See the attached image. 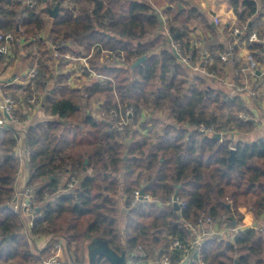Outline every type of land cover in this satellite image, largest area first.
<instances>
[{
	"label": "trees",
	"instance_id": "trees-1",
	"mask_svg": "<svg viewBox=\"0 0 264 264\" xmlns=\"http://www.w3.org/2000/svg\"><path fill=\"white\" fill-rule=\"evenodd\" d=\"M163 1L158 9L147 0H32L31 6L0 0V34L12 33L10 46L19 38L32 40L24 50L36 69L23 89L10 88L6 96L24 109L40 106L45 116L24 132L16 124L0 129V264H43L60 243L66 264H83L93 239L117 255L124 252L128 264H160L163 258L182 264L188 256L187 264H264V138L238 137L254 129L251 120L238 118L248 110L215 84L225 67L220 55L227 52L226 40L185 0ZM57 3L58 15L50 18L46 9ZM230 5L241 32L234 36L231 29L227 40L247 42L251 32L264 31V4ZM172 43L192 62L200 60L211 79L189 75ZM71 58L86 59L94 72L83 88L70 87ZM128 109L131 124L119 126L118 113ZM14 114L22 125L25 115ZM133 126L148 132L141 136ZM216 133L221 141L211 138ZM21 135L26 159L18 153ZM22 161V193L30 191L34 200L30 228L20 207H11ZM175 193L179 214L171 202ZM243 212L253 226L227 236V227L244 225ZM200 222L197 232L189 231ZM211 224L225 226V235H208ZM44 236L51 242L36 256L31 243ZM175 241L179 247L172 248ZM138 248L144 257L134 254ZM94 264L109 262L97 256Z\"/></svg>",
	"mask_w": 264,
	"mask_h": 264
},
{
	"label": "crops",
	"instance_id": "crops-1",
	"mask_svg": "<svg viewBox=\"0 0 264 264\" xmlns=\"http://www.w3.org/2000/svg\"><path fill=\"white\" fill-rule=\"evenodd\" d=\"M189 5H191L194 9H196L200 14L204 15L208 22L210 23L213 29H216L218 33L217 38L220 40H226L227 50L231 47L233 50V59H229L223 61L225 63V67L222 71H220L223 75L224 82L229 83H240L239 85L243 86L247 82L250 84H254V89H261L262 95L261 100L259 102V112L256 111L251 113L254 117L252 123L254 124V129H252L249 133H242L239 136L245 137L247 140H257L264 138V53L256 52L252 50L250 46L252 44L240 40L229 41L227 38L230 30L238 28L239 22L233 12V8L230 5V0H185ZM242 1V0H238ZM257 4L258 9L264 4V0H254ZM216 18L219 22L217 25L213 23V19ZM239 29V28H238ZM257 33V31H254ZM203 30L200 27V31H197V34H202ZM16 44L10 46V53L2 60L3 66L0 69V101L3 97L6 96L7 91H10V88H24L29 82L28 73L32 69V61L28 56L26 50H24L25 46L30 44L32 40L28 42L23 39L15 40ZM255 44V43H254ZM235 47V48H234ZM234 48V49H233ZM263 50V49H261ZM53 51V50H52ZM54 57L55 54L52 53ZM52 57V58H53ZM71 64H79L80 61L75 58H71ZM236 60V61H234ZM69 65L66 69L73 67V65ZM197 64V63H196ZM202 64H197V66H201ZM55 68L53 67V70ZM65 69V70H66ZM186 72L189 75H200L203 76V72L198 69H193L185 66ZM206 77V76H204ZM209 78V77H206ZM69 82L70 76H69ZM71 86V84H70ZM16 110H19L21 114L25 115V120L22 125L16 124V127L21 128L22 132H24L29 126L34 125L38 122H41L45 116L41 111L40 106L35 108H27L24 109L23 104L19 99L16 100ZM263 120V122H262ZM250 121V119H249ZM238 136V137H239ZM18 153L21 157L26 159V151H25V143L23 136L21 135L18 142ZM27 179V169L25 167V162L22 161L20 165V170L16 180V195H19L23 192V189L26 184ZM3 213L0 212V221L2 220ZM25 227L28 228V217L22 216ZM213 228V231L211 229ZM220 227L216 224H212L208 227V235H215L217 237H221L225 235L224 232L220 231ZM201 233V232H200ZM202 234H204L202 232ZM227 236L229 233L226 232ZM232 234V233H231ZM207 235V234H206ZM199 239V237H198ZM30 242V241H29ZM51 242L50 236H44L33 243H31L32 253L36 256H39V252L45 249L49 243ZM94 239L87 242L85 245L84 251V259L83 264H94L95 260L92 263L91 256L94 250L93 243ZM48 259H54L56 261L62 262L66 264L68 260V256L63 248V243L58 245H54L50 253L47 255ZM97 257V256H96ZM189 257L184 259L183 264H187ZM96 259V258H95ZM46 260V261H47ZM45 261V262H46ZM128 264V263H127Z\"/></svg>",
	"mask_w": 264,
	"mask_h": 264
},
{
	"label": "built area",
	"instance_id": "built-area-1",
	"mask_svg": "<svg viewBox=\"0 0 264 264\" xmlns=\"http://www.w3.org/2000/svg\"><path fill=\"white\" fill-rule=\"evenodd\" d=\"M25 2L31 6L32 0H25ZM218 20L216 18L213 19V23L215 25L218 24ZM241 30L238 28H235L232 30V35H237L239 36ZM14 40V36L12 35V33L10 32H6L4 34H0V56H7L10 53V44L11 42ZM247 42L248 43H255V44H259L261 46V48L263 49V53H264V31L259 35L256 32H251L248 37H247ZM173 55L179 59L182 63L184 62L187 66H189L190 68L193 69H197L194 66V62L191 61V59L189 58V61H187V59L182 58L181 55L178 52V49L176 46H174L173 48ZM234 55L232 52V48L230 47L227 52L223 53L220 55V60L221 61H226L229 59H233ZM79 61H81L83 64L85 63V59H78ZM84 66V65H83ZM194 66V67H193ZM87 69V68H86ZM36 76V70L35 69H31L28 73V77L29 79L34 78ZM225 85L228 87H232L230 84L228 85L227 82H225ZM239 92H241L242 90H238ZM16 106L15 100L10 97V96H5L1 99L0 101V129L5 128V126L9 125V124H17L16 119L14 118V108ZM131 116V112L130 110H126L123 114L118 113V117H120L121 123L124 121V119H126L128 116ZM124 124V123H122ZM123 126V125H122ZM203 130V128H201ZM210 132V130H208ZM75 184V179L73 177H70V181L68 184V188L71 189L73 188V185ZM22 198L20 201H18V199L20 198L19 195H15L14 196V200L12 202L11 207L16 210L20 207V210H22L23 214L25 216L28 217V228L31 227L32 225V220L34 218V214L32 212V205L34 203L33 197L31 195V192L28 190H25L24 193H21ZM142 197L139 196V194H136L134 197V202L140 201ZM146 200H149L148 196L144 197ZM171 202L172 199H171ZM178 203V202H177ZM19 205V206H18ZM210 220L207 219L206 223L210 224ZM203 222H200L198 224V226H193V225H188V229L189 231L194 232L195 230L200 228V225ZM200 241L198 240V237L193 241V245H199ZM172 248L174 247H179V243L177 241H175L172 246ZM134 254L138 257H144L145 254L144 252L138 248L134 251ZM167 261V260H166ZM165 260L163 261L164 264H167ZM43 264H65L59 261H56L54 259H48L46 262H44Z\"/></svg>",
	"mask_w": 264,
	"mask_h": 264
},
{
	"label": "rangeland",
	"instance_id": "rangeland-1",
	"mask_svg": "<svg viewBox=\"0 0 264 264\" xmlns=\"http://www.w3.org/2000/svg\"><path fill=\"white\" fill-rule=\"evenodd\" d=\"M148 2H150L151 4H152V6L153 7H155V8H158V9H160V8H162L163 6H164V1L163 0H147ZM26 3V2H25ZM159 11V10H158ZM157 14H159L160 15V13L158 12ZM161 18V23L164 25V19H162V17H160ZM193 24V26H192V29L193 28H196L195 30H197V31H200V27L198 26V24H196V22H191V25ZM197 26V27H196ZM197 35V34H196ZM174 46H176L177 47V49H178V52H179V54L181 55V57L182 58H185V59H187V61H189V56H188V54H186L185 52H184V50H183V48L181 47V46H179V45H176V44H174V43H172V45H171V52H172V54H173V48H174ZM55 58V57H54ZM81 59H83V58H81ZM179 60V59H178ZM179 62H181L180 60H179ZM204 62H206V61H204ZM182 63V62H181ZM200 64L201 63V61L200 60H198L197 62H195L194 63V66L198 69V70H200L201 72H203L204 74H203V76H206V77H208L207 76V73H206V68L205 67H203L204 65H201V66H197V64ZM184 66H187L184 62L182 63ZM202 64V63H201ZM44 65H46V63H44ZM71 65H73V67H71V68H69V69H67V73H69L70 74V81L71 82H69V84H71V86L70 87H75V88H83V86L90 80V79H92V78H94L95 77V75H94V72H92L91 70H90V68H89V66H88V62H87V60L85 59V63L83 64L81 61H80V63L78 64H71ZM84 65V66H83ZM193 66V67H194ZM187 67H189V66H187ZM84 68H87L88 70H89V74L88 75H83L82 73H80L81 72V70H83ZM204 68V69H203ZM32 69H35V66H33L32 67ZM36 70V69H35ZM218 73L219 74H217V77H219V79H217V80H215V84L216 85H218V88L219 89H223V90H225V92L228 94V96L230 97V98H234L235 96H238L239 98H241V100H242V103H244V105H245V107H246V109L248 110V113H246V112H240V113H238V118L240 119V120H242V121H247V120H253L254 118V116L251 114V113H254V112H256V111H258L259 112V102H260V100H261V95H262V91H261V89H256V90H252V89H254L253 87L255 86L254 84H250V82H247L246 81V84L243 86V84H242V86L241 85H239L238 83H229L232 87H228V86H226L225 85V82H224V79H223V75H222V73L220 72V71H218ZM210 79H211V77H209ZM228 84V85H229ZM238 90H242L241 92H239ZM95 105V108H96V104H94ZM95 108H93L94 110H95ZM14 110H15V108H14ZM128 110H130V112H131V109H128ZM13 114H14V111H13ZM145 114L142 112V114H141V120L143 121V119L145 118V116H144ZM14 118L16 119L17 118V116L14 114ZM131 119V116L129 115L126 119H124V121L122 122V123H124V124H122L121 123V125L119 124V126H125L126 124H131L130 122L131 121H129ZM149 119H151V120H154V119H156L155 117H152V114H151V117L149 118ZM17 120H18V118H17ZM262 122H263V120H262ZM122 129V128H121ZM132 130H134V131H136V132H138V134L139 135H141V136H144V135H146L147 134V129H141V128H139L138 126H133L132 127ZM207 132V134H210L211 135V133H212V131H206ZM222 137V136H221ZM239 137H241V136H239ZM222 140V139H221ZM220 140V141H221ZM231 149H233V147H231ZM69 181H70V179H69ZM68 184H69V182H68ZM178 202V201H177ZM173 203V202H172ZM228 208H229V206H228ZM244 214H245V212H243ZM212 225V224H211ZM251 226H253V224H252V217H251V215L250 214H245V218H244V225H240V226H237V225H234V227H235V229H231V228H229V227H227V230H228V233H230V234H228V235H233V233L234 232H236L238 229L239 230H243V229H245V228H248V227H251ZM220 229V231H222V232H226L224 229H225V226H222V227H220L219 228ZM211 231H213V228L211 229ZM194 232H197V230H195ZM232 233V234H231ZM198 235H197V237H199V239L198 240H201V238H203V236L205 235V234H202V231H201V233L199 232V233H197ZM192 244H193V242H192ZM166 261L167 262V264H170V262H169V259L168 258H163L162 259V261H161V263L160 264H164V262L163 261ZM183 264V263H182Z\"/></svg>",
	"mask_w": 264,
	"mask_h": 264
},
{
	"label": "water",
	"instance_id": "water-1",
	"mask_svg": "<svg viewBox=\"0 0 264 264\" xmlns=\"http://www.w3.org/2000/svg\"><path fill=\"white\" fill-rule=\"evenodd\" d=\"M45 0H43L44 2ZM48 16L50 18H56L59 12V3H57L54 8L52 9H46ZM160 18V17H159ZM145 60V57H141L138 58L133 64H132V68L139 65L140 63H142ZM212 139L214 140H221V135L220 134H212L211 136ZM233 153L234 150L230 149V160H232L233 157ZM139 196H142V192L139 193ZM172 201H173V209L177 212V214H179V205L177 203V194L175 193L172 197ZM228 208V206H227ZM36 212H38V209L35 210ZM94 250L91 256V260L92 263L95 260L96 256H100L105 258L109 264H127V259L125 256V253L122 252L120 255H117L116 253H114L113 251H111L107 245L104 243V241L102 240H94V242L92 243Z\"/></svg>",
	"mask_w": 264,
	"mask_h": 264
}]
</instances>
